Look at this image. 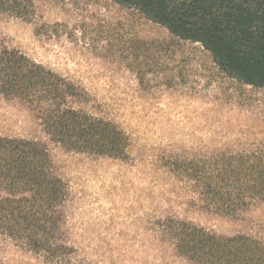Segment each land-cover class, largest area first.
Segmentation results:
<instances>
[{"label": "rangeland", "instance_id": "rangeland-1", "mask_svg": "<svg viewBox=\"0 0 264 264\" xmlns=\"http://www.w3.org/2000/svg\"><path fill=\"white\" fill-rule=\"evenodd\" d=\"M35 1L33 22L0 17V46L74 82L85 92L77 106L130 139L126 160L68 152L32 111L0 96V136L44 146L68 184L70 264H195L166 233L170 217L264 241V206L242 219L208 211L174 166L264 147V88L229 77L201 44L136 9L111 0ZM0 264L56 263L0 234Z\"/></svg>", "mask_w": 264, "mask_h": 264}, {"label": "trees", "instance_id": "trees-1", "mask_svg": "<svg viewBox=\"0 0 264 264\" xmlns=\"http://www.w3.org/2000/svg\"><path fill=\"white\" fill-rule=\"evenodd\" d=\"M138 10L182 40L201 44L229 77L264 88V0H111ZM35 0H0V17L33 22ZM140 83L144 78L139 76ZM0 96L32 111L68 152L126 160L129 136L114 122L77 105L85 92L16 49L0 46ZM204 209L242 219L264 206V147L177 160ZM47 149L0 136V234L46 261L70 264L65 238L69 190ZM176 251L195 264H264V241L214 233L191 221L164 223Z\"/></svg>", "mask_w": 264, "mask_h": 264}]
</instances>
